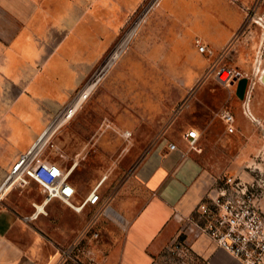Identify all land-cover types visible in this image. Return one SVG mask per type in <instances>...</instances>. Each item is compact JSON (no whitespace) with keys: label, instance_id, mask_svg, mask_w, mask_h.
Here are the masks:
<instances>
[{"label":"crops","instance_id":"crops-1","mask_svg":"<svg viewBox=\"0 0 264 264\" xmlns=\"http://www.w3.org/2000/svg\"><path fill=\"white\" fill-rule=\"evenodd\" d=\"M146 1L0 0V186L83 83L64 74L69 71L65 65L71 41L85 37L87 30L122 29ZM257 5V0H155L147 7L133 44L120 57L131 81L102 84L101 100L109 97L116 104L95 112L110 119V124L117 123L106 122L98 133L119 140V156L134 149L147 152L117 180L105 172L84 196L73 176L82 160L102 156L100 138L85 146L70 165L66 157L53 162L70 171L76 206L95 189L100 196L98 204H88L81 211L62 209L59 221L61 200L46 203L35 182L11 189L0 202V264H61L67 252L71 263L83 259L87 264H243L188 219L218 179L230 175L225 168L223 173L215 172L211 160L216 161V154L221 160L229 159L231 137L236 140L234 163L261 166L256 160L261 153H255L254 146L263 142L264 118L252 103V93L254 81L261 80L264 86V28L243 30L253 21L250 11ZM245 37L251 46L243 49L239 44ZM199 45L206 47L205 52L199 51ZM229 66L238 72L233 96L243 108L249 105L251 116L237 110L235 131L229 133L227 125H221L209 144L201 141L200 129L191 128L199 136L194 150L184 137L187 129L176 138L167 132L172 111L166 107L186 100L199 81H218L216 70ZM150 72L160 81H148ZM117 102L129 105L121 110ZM150 102L157 105L151 109ZM212 112L191 111L204 117ZM151 133L157 137L146 139ZM170 144L177 150H170ZM115 163L111 170L118 168ZM261 208L264 211V194ZM90 210L93 220L87 222ZM182 251L187 254L184 260L179 258Z\"/></svg>","mask_w":264,"mask_h":264},{"label":"rangeland","instance_id":"rangeland-1","mask_svg":"<svg viewBox=\"0 0 264 264\" xmlns=\"http://www.w3.org/2000/svg\"><path fill=\"white\" fill-rule=\"evenodd\" d=\"M155 0H147L144 5L127 20L124 27L120 30H108L102 29L100 31L87 30L86 36L80 39H73L70 43L71 53L67 54L66 67L68 65L69 71L64 72V74L68 75L70 81L76 80L83 81L81 85H79L74 93L71 94L69 103L65 107V109L75 100L84 93V89L87 87L91 79L95 76V74L101 69L109 56L113 53V51L117 48V46L121 43V41L126 37V35L134 30V34L138 23L140 24L143 19V13L147 9V7L152 4ZM260 2V5L253 7L250 11V18H253L252 22H247L246 27L243 30H257V23L264 18V0H257V3ZM249 18V19H250ZM264 21V20H263ZM72 24V23H70ZM68 23H64V27L66 28ZM250 26V27H249ZM140 27H138L139 29ZM262 32V31H261ZM101 33V36L99 34ZM133 34V35H134ZM242 34V33H241ZM95 35V36H94ZM133 37V36H132ZM129 40V43L124 48L121 55L117 58V60L112 64V66L104 73L101 80L97 84V86L89 93L83 94L84 102H82L74 116H68V121L65 122L61 127L52 135L47 144L44 146V150L42 156L49 161L58 162L62 161L65 157L69 158L67 161L70 165L75 160L77 161L80 156L83 154L84 147H88L91 142L100 138L98 143L99 151L102 156L96 161L87 162V160H82V164L80 168L74 173L73 179L76 181V184L79 186L80 194L84 196L88 192H90L96 182L101 178V176L108 172L110 173V179L117 180L122 177L123 172H127L133 165H135L141 157L147 152L145 149H134L127 156H119L121 152V143L119 140L115 138L114 135L111 134H99L98 128L99 126L112 125L117 126L115 120L112 121V124L109 123L108 118L99 117L98 112L100 109L110 108V106H115V102L110 101L109 97H106L105 100H101L103 97V91H101V85L106 84L107 81H131L130 71H128L124 67V61L120 57L124 52L133 44L134 39ZM59 38L56 37L55 41ZM264 42V37L261 38ZM243 49L249 48L251 46L248 38L245 37L241 40V44ZM264 53V45L261 49ZM260 53V50H259ZM129 57V56H128ZM128 57L126 59H128ZM260 58V57H259ZM258 58V59H259ZM257 59V60H258ZM261 60V58H260ZM127 61V60H126ZM261 62V61H260ZM232 63V61H231ZM103 64V65H102ZM234 68L233 66H229ZM125 68V69H124ZM152 72V71H151ZM150 72V78L148 81H160L158 78L154 79ZM141 73H138L137 76L140 77ZM127 79V76H129ZM263 75V74H262ZM262 77V76H261ZM134 81H137L134 79ZM252 82V81H250ZM257 82V86L252 93V103H256L257 107L260 111V115L264 118V86L261 84V81ZM123 88H125L123 86ZM151 93H153V88L151 86ZM122 93L123 90L121 91ZM88 95V98H86ZM234 92L232 87H224L218 81H199L198 86L193 88L189 93L188 98L186 100L174 103L173 106H167V110H171L172 118H170L171 122L167 125V132L171 134L173 137H178L181 132H185L187 129L190 131L191 128H198L202 131V142L204 144H209L212 135H215L219 132L221 125L225 127L226 124L223 123L221 114L223 111H230L232 114H235L237 110L243 111V103L236 100L233 96ZM199 100H203L199 102ZM207 100V101H206ZM102 101V102H101ZM98 103V104H97ZM101 104V105H100ZM117 106L124 110L129 104H122L121 102H117ZM138 105V103H135ZM146 105V103H141ZM150 107L153 109L154 106L157 105L155 102H150ZM167 104V103H166ZM64 109V111H65ZM71 109V108H70ZM69 109V110H70ZM214 109L215 112L211 114L209 117H204V115L192 114L191 111H204ZM124 112V111H123ZM168 113V112H167ZM71 114V113H70ZM69 114V115H70ZM56 120V119H55ZM126 122V118H123ZM49 130V129H48ZM47 130V131H48ZM151 131V130H150ZM46 132V131H45ZM44 132V133H45ZM261 132V131H260ZM259 132V133H260ZM43 133V134H44ZM42 134V135H43ZM208 134L209 136H207ZM156 135L151 133L150 135H146V139H154ZM140 136H138L139 138ZM40 138V137H39ZM145 140V139H144ZM145 143V142H143ZM141 143V144H143ZM230 145V154L229 159H226L224 156V160H221V155H214L216 161L211 160V164H213L212 168L215 172L223 173L222 170L225 168V173H229L230 175H250L257 180L264 178V144L263 142H259L255 144V148L257 149L255 153L260 152L261 156L256 158L258 164L260 163L258 170L252 171L254 166L248 169V165L246 162H235L232 160L234 156H236V140L231 137L229 139ZM146 145V144H145ZM209 152L205 149V153ZM212 153H215L212 151ZM81 154V155H80ZM254 158V155H251ZM213 157V159H215ZM221 161H218L217 159ZM65 162V165L67 164ZM118 163V168L111 170V164ZM250 162V161H249ZM115 163V164H116ZM220 164V165H219ZM68 165V164H67ZM66 165V166H67ZM246 169V170H245ZM240 172V173H238ZM246 172V173H245ZM223 177V176H222ZM110 180V181H111ZM108 180L107 183H110ZM112 183H115L112 182ZM264 192V188L261 189ZM72 211V208L68 206L66 203L62 201H58V209H59V218L57 221L61 220V210L65 209ZM94 211L90 210L89 215L87 217V222L91 219L93 220ZM68 213V212H66ZM69 220H72L71 214H66ZM92 222V221H91ZM62 238V236H61ZM60 238V239H61ZM183 252V251H182ZM183 256H179L180 259L184 260L186 252H183ZM263 263V262H262ZM61 264H87L83 259L77 260V262L70 261V258L65 256L62 258Z\"/></svg>","mask_w":264,"mask_h":264},{"label":"built area","instance_id":"built-area-1","mask_svg":"<svg viewBox=\"0 0 264 264\" xmlns=\"http://www.w3.org/2000/svg\"><path fill=\"white\" fill-rule=\"evenodd\" d=\"M205 50V46L199 45L200 52L203 53ZM237 77L238 72L234 68L219 67L216 70L218 83L224 87H232ZM243 111L251 116L248 104ZM221 117L229 133H233L235 131L234 115L230 111H223ZM260 129L263 131L264 144V123H260ZM184 137L190 147L195 150L199 140L197 133L188 131ZM169 149L177 150V146L170 144ZM43 150L44 146L40 147L37 141L30 151L16 161L0 186V202L11 189L27 186L31 181L40 187L46 203L58 199L78 212L88 204L96 205L100 202L98 189H95L82 205L76 206L74 204L76 191L69 181L70 171H63L44 158ZM251 167L249 166L248 169L251 170ZM258 169L259 166L255 165L252 171ZM242 176L220 177L208 192L206 199L197 206L195 213L188 220L195 229L243 264H262L264 261V211L261 208V200L264 192L261 189L264 188V178L257 180L250 175ZM94 237H99V234L95 233ZM66 254L69 258L68 252Z\"/></svg>","mask_w":264,"mask_h":264},{"label":"bare ground","instance_id":"bare-ground-1","mask_svg":"<svg viewBox=\"0 0 264 264\" xmlns=\"http://www.w3.org/2000/svg\"><path fill=\"white\" fill-rule=\"evenodd\" d=\"M259 26L264 28V21L260 20L256 22ZM134 34V30L130 31L126 37L121 41V43L117 46V48L113 51V53L109 56V58L106 60L104 65L99 69V71L95 74V76L91 79L87 87L84 89V93L78 97L73 104H71L70 108H67L62 114L56 118L53 125L49 128L48 131H46L43 135L40 136L38 140V144L40 147L45 146V144L49 141V139L52 137V135L63 125L65 122H67L68 116H74L75 112L77 111L79 105L84 102L83 94H89L99 83L104 73L112 66V64L117 60V58L121 55L124 48L129 43V40ZM261 61L260 58L258 60ZM260 79V78H259ZM262 81L264 80V74L261 77ZM261 81V80H260ZM86 98H88V95H86ZM70 109V110H69ZM71 113V114H70ZM70 114V115H69ZM40 206V205H39Z\"/></svg>","mask_w":264,"mask_h":264}]
</instances>
